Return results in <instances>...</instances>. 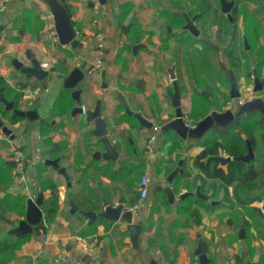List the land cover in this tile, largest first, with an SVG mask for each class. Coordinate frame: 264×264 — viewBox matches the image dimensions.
<instances>
[{
    "label": "crops",
    "instance_id": "1",
    "mask_svg": "<svg viewBox=\"0 0 264 264\" xmlns=\"http://www.w3.org/2000/svg\"><path fill=\"white\" fill-rule=\"evenodd\" d=\"M162 1H166V5H161ZM173 2H176V9ZM164 6L183 16L190 7V0H70L68 7L73 12L72 20L82 44V48L76 50L70 46L59 50L58 41L50 37L54 20L44 0H10L7 9L0 11V79L8 86L0 85V88L5 89L9 101L16 100L18 105H24L22 110L30 107L32 99L33 105L28 109L34 105L39 110L49 109L41 121L16 118L5 122L13 131V140L0 130V155L11 174L13 150L20 148L27 157L29 188L25 192L12 177L11 185L0 189V199L6 194H20L28 199L29 194L36 198L41 192L38 173L43 167L47 168L44 174L55 173L59 191V207L53 222L47 225L43 221L36 227L9 264H27L28 260L31 264H80V251L100 264H199L196 251L201 243L208 247L211 264H238L237 258L240 264H264V183L257 182L254 189L248 190L239 183L225 187L221 179H207L202 193L210 197L209 201L191 196L181 199L183 193L192 192L188 188L194 179H205L194 166V160L204 149V138L183 141L173 134L164 136L159 126L143 128L134 117L123 112L120 95L125 96L131 110L151 122L156 123L157 118L167 122L175 117L167 94L170 81L173 84L168 69L176 64L178 80V63L175 61L170 66L161 60L163 73L156 69L150 53L153 42L148 41L150 45L146 42L144 30L155 28L154 21L163 18L158 12L163 11ZM122 18L123 24L130 27L129 33L121 28ZM135 39L139 40L135 42ZM137 44H144L145 48L135 55L133 48ZM28 50H32L42 67L50 72L47 80L40 82L28 78L15 68V60L25 66L31 65L26 56ZM77 67L84 72L92 70L87 81L79 86L83 89L80 106L89 103L84 100L88 96L102 102V115L108 122L111 140L121 146L120 158L115 163L94 160L89 152L86 157L83 155L84 163L77 160L85 145L92 150L91 143L95 139L91 135L93 124L86 123L81 114L73 115L78 104L70 91L64 89V80ZM188 80L193 88L195 80L189 77ZM88 87L90 94L87 96ZM36 88L40 92L33 97L31 92ZM190 95V100L181 99V108L188 120L199 121L212 110H221L212 100H193V92ZM199 102L205 105L204 114L195 109ZM236 104L230 105L233 110ZM0 107V111L4 109L3 105ZM0 116L2 118L3 114ZM152 137L155 140L150 143ZM61 155L64 158L60 165L66 170L65 174L45 166L47 159L55 160ZM221 155L229 156L227 153ZM180 161L185 173L179 174L170 185L167 177ZM66 162L69 164L64 165ZM220 166L226 170L228 165ZM101 167H108L109 174H99L97 168ZM143 176L150 179V187L147 198L134 213L133 222L143 226L138 249L131 244L126 222L99 220L89 226L80 213H71L69 197L88 188L95 191L99 211L104 208L103 196L113 206L123 199L125 206L131 209L138 201V187ZM200 184L201 181L198 182L201 188ZM169 187L175 194L173 204L167 199ZM194 212L198 213L197 218ZM8 215L12 228L25 218L14 213ZM239 228L244 229V238L239 236ZM82 239L92 242L93 252L82 249Z\"/></svg>",
    "mask_w": 264,
    "mask_h": 264
},
{
    "label": "water",
    "instance_id": "2",
    "mask_svg": "<svg viewBox=\"0 0 264 264\" xmlns=\"http://www.w3.org/2000/svg\"><path fill=\"white\" fill-rule=\"evenodd\" d=\"M70 0H44L47 5L49 12L53 16L54 20V30L58 39V49L63 47H71L74 50L81 49L82 44L78 39V35L75 29V22L72 20L73 12L70 11L68 7V2ZM222 5V11L229 14L234 7V2L229 0H220ZM183 18L186 22L183 27L184 31L190 32L193 36L198 37L200 31L195 25L197 16L190 19L188 15L183 14ZM171 30H169L170 32ZM244 44L246 50H249L248 41L246 37L244 38ZM145 48L144 44H137L134 46V54L137 55L138 51ZM27 59L31 62L30 66H25L24 63L19 60L14 61V66L17 70L21 71L28 78H35L38 81H45L49 78V71H46L41 62L36 58L32 50H28ZM54 71V70H52ZM171 80L173 81V90L168 88L167 94L171 100V105L175 109V117L167 122L163 119L157 118L156 123L149 121L142 114L135 113L129 105L125 102L124 109L125 112L130 117H134L139 125L143 128H153L154 126H159L162 135L168 136L173 134L180 140L187 141H200L205 138L209 133L213 132L217 128H225L233 123H235L239 118H243L245 114H251L254 112L260 113L264 116V99L254 98L251 100H246L242 103H238L237 108L224 109L223 111L212 110L207 116L197 121L194 128H189L186 126L184 120V113L181 108V91L177 80L176 74V64L168 69ZM231 74V90L230 97L232 101H242V92L236 76L233 72ZM255 82H254V92L260 93L264 88V81L261 82L258 73L254 71ZM86 72L81 68H75L70 75L64 80V89L70 90L75 89L83 81L86 80ZM143 82H141L142 84ZM81 95L82 90L77 88L72 91L71 97L78 104L73 110V115L81 114L85 116V122L88 124H93L94 129L91 132L94 141L91 143V148L93 149L92 158L94 160H103L106 163H115L120 158L121 146L114 144L111 140V134L109 130V125L106 119L102 115V102L97 101L96 106L92 110H87L84 112L81 105ZM119 100H124V96L120 95ZM0 105L4 106V112L12 113L11 120L16 118L27 119L30 122L42 120L39 108L22 110L15 106L13 101H9L5 96V89L0 88ZM0 130L7 138L11 140L15 139L13 131L6 125L5 120L0 117ZM64 158L63 155L60 158L51 160L47 159L45 161V166L54 167L58 169L61 173L65 174L66 170L61 168L60 160ZM218 160L222 166L232 164L233 162H245L248 163L255 158V153L250 148V154L240 158H234L231 156L225 157L219 155ZM183 162L180 161L178 167L173 170L167 177V182L172 185L179 174H184ZM71 186V183H69ZM167 199L170 203H174L175 194L171 187L166 189ZM196 197L198 199H203L209 201L210 197L202 193L200 186H197L195 192H185L180 198L186 199L187 197ZM103 210L101 211H83L73 202L70 201L71 213H80L89 222V226H93L99 220H104L110 223H116L123 221L127 223V231L130 234V241L134 249H138L140 246V235L143 230L141 223H134V213L125 206V202L121 199L116 206L110 204V202L103 196ZM44 194L39 193L36 198H29L27 201V208L25 213V218L21 220L18 226L12 228L9 234L17 238H22L24 236L33 235L34 229L38 227L44 219ZM214 204V202H213ZM245 231L243 228H239V236L244 238ZM208 247L205 243H201L196 255L199 258V264H211L210 259L207 255ZM81 257L78 259L80 264H100L94 262L91 257L85 255L83 251H80ZM27 264H31V260H28ZM108 264V263H101ZM247 264H256L255 262H249Z\"/></svg>",
    "mask_w": 264,
    "mask_h": 264
},
{
    "label": "rangeland",
    "instance_id": "3",
    "mask_svg": "<svg viewBox=\"0 0 264 264\" xmlns=\"http://www.w3.org/2000/svg\"><path fill=\"white\" fill-rule=\"evenodd\" d=\"M165 2L162 1L160 4L166 5ZM173 3L174 9H176V2ZM245 7L248 8V13L250 14L247 16V21H245L244 16ZM253 9L254 7L247 2H244L240 6L239 14L237 15V31L234 32V26L227 18V15L221 12L219 0H190V7L185 13L190 18L197 13L200 14L201 18L196 23L202 32L199 38H195L189 32L184 31L183 27L186 22L183 16L172 13V9H166L165 6L163 7V11L158 12L163 18L154 21L155 24L153 26L155 28L150 30L144 29L147 32L146 34L145 32L143 33V35H147L146 42L148 44V41L153 42V46L149 45L151 49L150 53L152 54L151 57L155 61L156 69L161 70L163 73V69L159 63L161 60L164 63H169L170 66L177 61V72L179 73L178 84L182 100H190V94L193 92V100H212V104L218 110L221 109L219 111H223L231 104L242 103L245 100H249L250 97H253L252 99H264V91L260 93L254 92V71L258 73L259 78L264 79V65L260 63L264 61V11L257 14V17L254 15ZM169 30L171 31L169 32ZM245 30H247L249 37L245 35ZM233 32L236 36H233ZM243 32L247 37L249 50H245L243 36L241 35ZM234 47L239 49L238 54L242 56L241 67L237 70L231 68L228 58V52H231ZM38 54L41 58L44 57L41 52ZM231 71L238 80L242 92V101H232L230 97L231 82L229 80V72ZM188 77L190 80H195L193 88L189 86ZM85 81H87V78ZM183 81H186V83L183 84ZM86 86V84H83V87ZM169 88L173 90L171 81ZM248 89H252V92H249ZM86 93L87 96L90 94L89 87ZM163 96H165V93ZM84 100H89V103L82 108L94 109L97 102L96 97L91 100L88 96ZM31 106L28 108H31ZM22 107L24 105H21V103L16 106L18 109H23ZM195 109L200 113H205L200 103H196ZM3 110L0 111V114H2ZM48 110V108H42L40 115H44ZM249 115L245 114L244 118ZM11 116V113H8L6 117L2 116V118L8 123ZM260 135L264 136V129L257 133L259 151L256 154V158L259 163L264 162V141L260 139ZM68 164L69 162H66L64 165ZM71 173L73 174V171ZM43 176L55 181L54 172L44 174ZM0 211L4 212L6 216H9L1 207ZM11 228L12 226L10 224H5L4 221H0L2 235H7L8 230Z\"/></svg>",
    "mask_w": 264,
    "mask_h": 264
},
{
    "label": "trees",
    "instance_id": "4",
    "mask_svg": "<svg viewBox=\"0 0 264 264\" xmlns=\"http://www.w3.org/2000/svg\"><path fill=\"white\" fill-rule=\"evenodd\" d=\"M237 7L235 14H239L240 6L247 2L249 5L253 6V13L255 16L261 11H264V0H236ZM129 7V6H127ZM126 9V7H125ZM38 10L35 9V12ZM248 8H244L245 21H247ZM258 17V16H257ZM123 19H121V28L122 30L129 33L130 27H126L123 24ZM255 27V26H253ZM245 34L248 36L247 30ZM249 37V36H248ZM139 39H135L137 42ZM228 58L230 60V66L233 70H237L241 67L242 56H238L235 53V50L228 52ZM261 65H264V61L260 62ZM259 64V63H258ZM205 74V73H204ZM1 87L8 88L3 79H0ZM208 87V86H206ZM206 97V96H205ZM65 99L64 96L62 97ZM15 105H18V102L15 100ZM202 105V108H205V105L202 102H199ZM1 106V105H0ZM1 108V107H0ZM3 116L6 117L8 113L2 112ZM204 114V113H201ZM203 115L202 117H204ZM264 129V116L260 113L254 112L251 113L248 117L243 118V120L233 123L225 128H217L213 132L209 133L204 139V149L194 160V166L205 175L204 178L194 179V182L189 191H195L198 182L201 181V191L203 192V186L205 185V180L207 179H221L225 183V187L231 186L234 183H239L241 186L246 187L248 190H252L256 187L257 182L260 184L264 183V163H259L256 165L257 158L254 159L251 163L243 162H233L227 166V169L224 170L220 166V161L218 156L220 153L226 152L229 156L234 158H240L245 156L248 153V144L247 141L251 144L255 153L259 151V143L257 133ZM260 139L264 141V136L260 135ZM87 149V150H86ZM93 154L92 150H89L87 145L84 146L83 154L77 157L79 163H84L83 155L86 157L87 154ZM264 152V151H263ZM82 153V152H81ZM264 154V153H263ZM264 159V155H263ZM77 162V163H78ZM79 164V165H81ZM98 167V166H97ZM46 167H43L38 173V180L40 185V191L44 194V219L43 221L49 225L53 222L55 215L58 210L59 205V191L58 186L55 181L44 178L43 174ZM100 169V173L109 174L107 169L108 167L97 168ZM98 172V171H97ZM12 174L5 160L0 155V189L8 187L12 183ZM71 181V180H70ZM262 182V183H261ZM227 191V189H226ZM49 192V193H48ZM46 193L49 196H46ZM70 201H73L80 210L83 211H99L100 207L96 201L97 196L93 189H87L84 192L74 194L69 197ZM188 198V197H187ZM184 199V200H187ZM28 198L24 195H10L6 194L4 198L0 199V207L6 211V213H14L20 217L25 216L27 208ZM190 201V200H189ZM190 203V202H189ZM191 205V204H190ZM189 205V206H190ZM259 210V209H257ZM260 214H263L259 210ZM194 216L198 213L194 212ZM0 221H4L5 224H11V221L4 212L0 211ZM199 222V220H197ZM31 235L24 236L22 238H17L9 234L2 235L0 229V264H9L16 257V252L21 248V246L29 239ZM238 264H240V258H237Z\"/></svg>",
    "mask_w": 264,
    "mask_h": 264
},
{
    "label": "built area",
    "instance_id": "5",
    "mask_svg": "<svg viewBox=\"0 0 264 264\" xmlns=\"http://www.w3.org/2000/svg\"><path fill=\"white\" fill-rule=\"evenodd\" d=\"M10 3V0H0V11H5ZM96 14H98V10L96 9ZM98 16V15H97ZM96 26L99 25V21L96 19ZM50 37L53 38L55 41H58L57 35L55 30L53 29L51 31ZM99 37H101V34L99 33ZM249 92H252V89H248ZM40 89L36 88L33 89L31 92V95L33 97H37L39 95ZM253 97H250L249 100H251ZM246 101V100H245ZM30 104L33 105V99L30 100ZM84 112L86 111V108H83ZM186 126L189 128H194L197 124V121L188 120L184 117ZM155 140V137H152L150 140V143ZM150 147V145H148ZM12 160L14 162V167L12 170V176L14 179V183L18 184L19 186H22L25 192L29 190L27 185V157L24 154V152L20 148H15L12 153ZM149 187H150V179L147 176H143L140 180L139 187H138V201H136L131 206V211L133 213H136L140 207V204L144 199L147 198L149 194ZM29 198H32L31 195L28 194ZM80 245L82 249H84L86 252H93L94 245L92 242L88 240L82 239L80 241Z\"/></svg>",
    "mask_w": 264,
    "mask_h": 264
},
{
    "label": "flooded vegetation",
    "instance_id": "6",
    "mask_svg": "<svg viewBox=\"0 0 264 264\" xmlns=\"http://www.w3.org/2000/svg\"><path fill=\"white\" fill-rule=\"evenodd\" d=\"M229 1H233L234 2V7L232 8V10H231V12H230V16L231 17H229V14H227V13H224L223 11H222V5H221V2H220V0H219V4H220V7H221V12L223 13V14H225V15H227V18L230 20V22L232 23V25L234 26V29H233V31L234 32H236L237 30V24H238V19H237V15L235 14V11H236V7H237V2H236V0H229ZM195 16H197V19H196V21H195V25H196V23L200 20V14H195L193 17H189L190 19H192V18H194ZM196 27H197V25H196ZM198 28V27H197ZM198 30L200 31V35L198 36V37H195V36H193L190 32V34L193 36V37H195V38H199L200 36H201V30L198 28ZM233 32V36H236V34ZM241 35L243 36V41H244V38L246 37L245 35H244V32L243 33H241ZM246 39H247V37H246ZM248 41V40H247ZM245 45V44H244ZM233 50H235V53L239 56V54H238V51H239V49L237 48V47H234V49ZM245 50H246V48H245ZM232 72V71H231ZM231 72H229V80H230V82H231ZM92 73V70H90V71H88V72H86V77H87V75H89V74H91ZM259 77V76H258ZM237 79V78H236ZM260 79V81L261 82H263L264 81V79H261V78H259ZM238 81V80H237ZM254 82H255V76H254ZM80 86V85H79ZM79 86H77V88H79V89H81V90H83L82 88H80ZM77 88H75V89H77ZM75 89H70V90H67V91H70V94L72 93V91L73 90H75ZM263 91H264V88H263ZM262 91V92H263ZM82 93H83V91H82ZM124 103H125V100H121V104H122V107H123V109H124ZM34 107H36V108H38V106L37 105H34ZM34 107H32V109H36V108H34ZM228 109L230 108V109H232V106H228L227 107ZM86 111H87V109H86ZM124 114H126V115H128L126 112H125V109H124ZM135 113H139V112H137V111H134ZM140 114V113H139ZM11 115H12V113H11ZM244 118V117H243ZM240 120H242V118H239L236 122H238V121H240ZM247 144H248V153L245 155V156H247V155H249L250 154V148L252 149V151L254 152V150H253V148H252V146H251V144L247 141ZM222 153H226V152H223L222 151ZM221 153V154H222ZM255 153V152H254ZM220 154V155H221ZM256 154L257 153H255V158L254 159H256ZM254 159H252L250 162H248V163H251L252 161H254ZM243 163H245V162H243ZM248 163H246V164H248ZM256 163V165L257 164H259V162H258V160H257V162H255ZM261 163H264V162H261ZM260 163V164H261ZM220 165H221V163H220Z\"/></svg>",
    "mask_w": 264,
    "mask_h": 264
}]
</instances>
